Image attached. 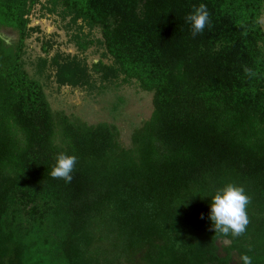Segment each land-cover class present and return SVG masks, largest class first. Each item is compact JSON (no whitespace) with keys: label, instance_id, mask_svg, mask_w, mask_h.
I'll use <instances>...</instances> for the list:
<instances>
[{"label":"trees","instance_id":"16d2710c","mask_svg":"<svg viewBox=\"0 0 264 264\" xmlns=\"http://www.w3.org/2000/svg\"><path fill=\"white\" fill-rule=\"evenodd\" d=\"M34 2L0 0L16 35H0V264H264V0H47L99 30L105 79L152 94L128 145L113 123L54 112L25 70ZM201 4L209 23L193 36L185 17ZM59 152L78 158L70 183L49 174ZM227 183L249 197L238 238L208 217Z\"/></svg>","mask_w":264,"mask_h":264},{"label":"rangeland","instance_id":"374dc122","mask_svg":"<svg viewBox=\"0 0 264 264\" xmlns=\"http://www.w3.org/2000/svg\"><path fill=\"white\" fill-rule=\"evenodd\" d=\"M48 8L47 0H35L26 15L29 35L22 48L25 70L42 83L54 112L88 124L113 123L119 129L120 141L128 145L132 130L151 114L152 94L134 81L105 79L100 67L94 66L99 61L105 66L111 63L102 55L99 30L89 29L80 21L72 23L69 16ZM260 22L264 29V13ZM0 35L7 43L16 39L8 29H0ZM227 244V240L218 241L221 255ZM237 262L234 253L233 263Z\"/></svg>","mask_w":264,"mask_h":264},{"label":"clouds","instance_id":"9594fccd","mask_svg":"<svg viewBox=\"0 0 264 264\" xmlns=\"http://www.w3.org/2000/svg\"><path fill=\"white\" fill-rule=\"evenodd\" d=\"M185 22L190 26L193 36L202 33L209 23V13L203 4L194 7L185 17ZM78 163L75 154L59 152L54 158L50 168V176L53 179H61L70 183ZM249 197L245 189L237 184L227 183L210 194L208 217L213 229L219 235L238 238L242 236L249 223L246 208ZM240 264H254L253 256L248 252L239 255Z\"/></svg>","mask_w":264,"mask_h":264}]
</instances>
